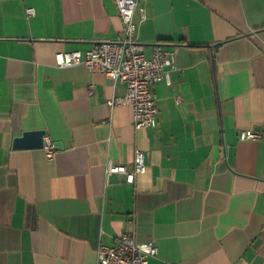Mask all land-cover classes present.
<instances>
[{"label": "crops", "instance_id": "0c3cea01", "mask_svg": "<svg viewBox=\"0 0 264 264\" xmlns=\"http://www.w3.org/2000/svg\"><path fill=\"white\" fill-rule=\"evenodd\" d=\"M138 6L146 57L176 53L152 88L158 125L140 130L107 104L125 82L56 61L124 39L114 0H0V264H98L126 230L156 242L152 264H264V0ZM34 130L62 144L52 162L13 149ZM136 149L145 174H107L133 171Z\"/></svg>", "mask_w": 264, "mask_h": 264}, {"label": "built area", "instance_id": "2783aa9c", "mask_svg": "<svg viewBox=\"0 0 264 264\" xmlns=\"http://www.w3.org/2000/svg\"><path fill=\"white\" fill-rule=\"evenodd\" d=\"M123 23L124 39L121 41H100L86 52H61L56 55L59 67L84 64L92 73H103L115 81L125 82L127 91L124 96L112 97L107 101L109 107L125 105L132 109L135 129H150L158 125L159 110L153 95V86L161 81L170 84V71L176 69V53L172 49L156 44L152 58H147L143 45L137 40L138 25L135 14L140 12L145 19V9L138 6V0H114ZM29 15L34 10H27ZM92 88V87H91ZM260 134L244 130L239 134L241 141L258 140ZM46 159L52 162L57 153L56 143L45 138ZM134 170L125 165L109 162L107 174L125 175L126 181L133 184L138 175L148 170L145 153L135 150ZM98 264H152L151 260L159 255L154 241L138 242L132 230H126L114 246L101 245L98 248Z\"/></svg>", "mask_w": 264, "mask_h": 264}, {"label": "water", "instance_id": "95a60500", "mask_svg": "<svg viewBox=\"0 0 264 264\" xmlns=\"http://www.w3.org/2000/svg\"><path fill=\"white\" fill-rule=\"evenodd\" d=\"M46 132L44 130L26 131L22 136L16 137L13 141V149L15 150H35L43 149L45 143ZM59 149L62 148L60 142L56 143Z\"/></svg>", "mask_w": 264, "mask_h": 264}]
</instances>
